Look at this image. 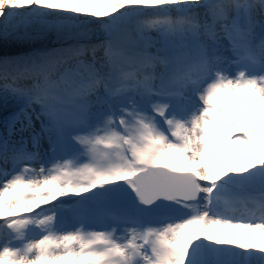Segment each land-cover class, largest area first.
<instances>
[{
  "label": "snow or ice",
  "instance_id": "obj_1",
  "mask_svg": "<svg viewBox=\"0 0 264 264\" xmlns=\"http://www.w3.org/2000/svg\"><path fill=\"white\" fill-rule=\"evenodd\" d=\"M29 29L60 47L0 57V264H264V0H0Z\"/></svg>",
  "mask_w": 264,
  "mask_h": 264
},
{
  "label": "rangeland",
  "instance_id": "obj_2",
  "mask_svg": "<svg viewBox=\"0 0 264 264\" xmlns=\"http://www.w3.org/2000/svg\"><path fill=\"white\" fill-rule=\"evenodd\" d=\"M29 32L31 33L30 39H22L15 42L9 41L7 43L0 44V57H3L5 55H24L36 50H47L60 47V43L56 40L54 34L39 35L35 32H32L31 29H29ZM240 111L241 114H245L247 112V109H241ZM238 122L241 124L244 123L243 120H238ZM65 219L71 223V226L74 229L75 226H73V221L71 219H68L67 215ZM230 235L231 232L223 230L222 236L217 238H224Z\"/></svg>",
  "mask_w": 264,
  "mask_h": 264
},
{
  "label": "bare ground",
  "instance_id": "obj_3",
  "mask_svg": "<svg viewBox=\"0 0 264 264\" xmlns=\"http://www.w3.org/2000/svg\"><path fill=\"white\" fill-rule=\"evenodd\" d=\"M2 115H3V113L0 112V118H2ZM50 162H51L50 160H46L45 161V163H48V164H50ZM34 166L35 167H39L38 164L37 165H34ZM37 211H39V210H37ZM69 217L70 216H68V219H70ZM86 227L96 228L98 226L97 225H94V224H87ZM64 228H65V230L66 229H73V227L71 226V223L69 221H67L66 219H65V222H64ZM32 234L38 238V230H34ZM0 242H3V241H0Z\"/></svg>",
  "mask_w": 264,
  "mask_h": 264
}]
</instances>
